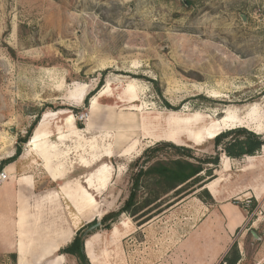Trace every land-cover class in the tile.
<instances>
[{
	"label": "rangeland",
	"instance_id": "obj_1",
	"mask_svg": "<svg viewBox=\"0 0 264 264\" xmlns=\"http://www.w3.org/2000/svg\"><path fill=\"white\" fill-rule=\"evenodd\" d=\"M263 91L264 0H0V160L44 109L46 138L23 144L20 162L38 189L52 167L74 191L66 227L120 208L129 164L175 130L198 156L214 154L211 139L196 144L188 133L227 116L237 123L223 131L264 137ZM225 157L210 196L169 194L142 225L123 214L87 238L89 262L219 264L235 244L240 264H264V146L231 166ZM252 201L246 223L223 234L216 207L241 213Z\"/></svg>",
	"mask_w": 264,
	"mask_h": 264
},
{
	"label": "trees",
	"instance_id": "obj_2",
	"mask_svg": "<svg viewBox=\"0 0 264 264\" xmlns=\"http://www.w3.org/2000/svg\"><path fill=\"white\" fill-rule=\"evenodd\" d=\"M11 54L12 57L15 56L13 52ZM88 98L89 95L84 99L85 105L88 103ZM61 109L64 107L57 108L56 111ZM44 112V109L37 112L25 135L17 137L14 154L0 162V170L4 165L18 158L22 151L21 146L29 141ZM210 141L214 151L211 155L198 156L193 148L168 141H159L146 148L129 164L128 195L121 207L116 211L106 213L99 221L93 220L79 228L71 242L58 250V255L72 258L77 264H91L84 246L87 238L98 229L111 231L112 223L123 214L142 225L157 214V211L153 212L169 194H174L181 200L202 189L198 196L200 197L202 193L208 196V191L204 189V186L215 178L214 171L217 170L222 155L230 159H242L255 156L264 146V137L245 127L223 131ZM255 205L254 202L249 208H245L248 214L252 212ZM96 223L99 224L96 229L85 231L87 227L90 229ZM232 248H234L232 257L225 256L219 264H240L241 257L236 245L234 244Z\"/></svg>",
	"mask_w": 264,
	"mask_h": 264
},
{
	"label": "crops",
	"instance_id": "obj_3",
	"mask_svg": "<svg viewBox=\"0 0 264 264\" xmlns=\"http://www.w3.org/2000/svg\"><path fill=\"white\" fill-rule=\"evenodd\" d=\"M21 157L22 152L1 169L8 178L0 186V264H62L68 257L58 255V250L71 242L79 229L70 223L66 227L64 221V203L67 201L74 208L72 202H77L74 191L66 189L58 171L49 166L50 171L45 167L43 171L45 184L50 185L38 189V175L31 170V173L27 172L20 162ZM226 158L228 166H231L230 161L243 160ZM223 164L224 161L220 160L221 168ZM231 207L229 203L216 207V212L222 215L223 234L227 232L230 236L250 218L246 206L240 207L241 213L239 209L238 213L233 212ZM263 224L260 223L259 227ZM68 234L72 235L69 242L63 243ZM259 257L258 261H261L264 253Z\"/></svg>",
	"mask_w": 264,
	"mask_h": 264
},
{
	"label": "bare ground",
	"instance_id": "obj_4",
	"mask_svg": "<svg viewBox=\"0 0 264 264\" xmlns=\"http://www.w3.org/2000/svg\"><path fill=\"white\" fill-rule=\"evenodd\" d=\"M43 122H44V119H41L39 121L36 131H34V133L31 135L29 141L27 142L30 145V147H32V148H34V146H36L38 143H40L42 140H45V138H46L44 135L45 132L41 131L43 128ZM236 123H237V121H234L227 116L221 120H217L209 128L205 129L204 131L191 132V133H188V136H189L190 141H192L193 143L199 144V143L203 142L204 138L205 139H212L216 135H218L219 133L223 132L224 129H226V128H228V127H230ZM241 127H244V126H241ZM179 134H180V131L175 130L172 133L168 134L166 136L167 138L164 140L176 144V139L178 138ZM250 158L251 157H249L248 159H250ZM225 167H226V165H225ZM211 188H212V185L208 186L207 189H211ZM71 236H72L71 234H68L62 240V242L68 243Z\"/></svg>",
	"mask_w": 264,
	"mask_h": 264
},
{
	"label": "built area",
	"instance_id": "obj_5",
	"mask_svg": "<svg viewBox=\"0 0 264 264\" xmlns=\"http://www.w3.org/2000/svg\"><path fill=\"white\" fill-rule=\"evenodd\" d=\"M7 174L2 170V171H0V186L2 185V183L4 182V181H6L7 180Z\"/></svg>",
	"mask_w": 264,
	"mask_h": 264
},
{
	"label": "water",
	"instance_id": "obj_6",
	"mask_svg": "<svg viewBox=\"0 0 264 264\" xmlns=\"http://www.w3.org/2000/svg\"><path fill=\"white\" fill-rule=\"evenodd\" d=\"M244 19H245V17H244ZM98 225L99 224L96 223L95 225H93L92 227H90L89 231L90 230H93V229H96L98 227ZM251 235L253 236V238L258 239V236L254 232H251Z\"/></svg>",
	"mask_w": 264,
	"mask_h": 264
}]
</instances>
